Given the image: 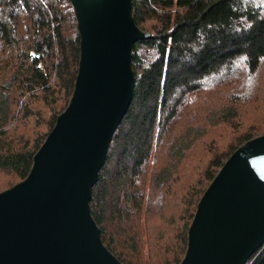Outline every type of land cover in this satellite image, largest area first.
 I'll return each mask as SVG.
<instances>
[{
    "label": "trees",
    "instance_id": "obj_1",
    "mask_svg": "<svg viewBox=\"0 0 264 264\" xmlns=\"http://www.w3.org/2000/svg\"><path fill=\"white\" fill-rule=\"evenodd\" d=\"M132 3L150 36L133 46V97L92 187L91 212L124 264L179 263L206 189L237 148L264 134V118L250 110L264 67V0ZM80 41L72 0H0V191L27 177L69 104ZM160 216L176 221L173 254L134 260L143 253L139 228ZM159 231L149 252L162 249ZM245 264H264V242Z\"/></svg>",
    "mask_w": 264,
    "mask_h": 264
},
{
    "label": "water",
    "instance_id": "obj_2",
    "mask_svg": "<svg viewBox=\"0 0 264 264\" xmlns=\"http://www.w3.org/2000/svg\"><path fill=\"white\" fill-rule=\"evenodd\" d=\"M81 36L71 100L27 177L0 191V264H124L90 206L113 134L133 97L132 0H72ZM264 242V134L226 160L201 197L186 254L171 264H245Z\"/></svg>",
    "mask_w": 264,
    "mask_h": 264
},
{
    "label": "rangeland",
    "instance_id": "obj_3",
    "mask_svg": "<svg viewBox=\"0 0 264 264\" xmlns=\"http://www.w3.org/2000/svg\"><path fill=\"white\" fill-rule=\"evenodd\" d=\"M25 20H23L24 22ZM259 76V84L260 87L258 91L260 92V97L257 95L255 98L254 102L251 103L250 105V110L254 112V118H258L257 120L261 121L264 118V67L260 72L257 74ZM256 76V77H257ZM227 86H221L218 88H215L220 94H222L224 91L229 93V88ZM182 111L188 109V111H193L194 105H183L182 106ZM256 121V120H255ZM170 219V220H169ZM163 218L160 216L157 220H153L149 223V226L146 227L145 225H142L139 228L138 236L137 239L138 241H142L140 244V248L143 253H141L138 256H131L134 260H141L142 262L144 261H156V255L158 253H162L164 256L173 254V249H175L176 244H174V241L169 239L170 234L173 235L175 234L174 230H172L173 226L175 225V222L173 219L169 218ZM158 233V240L160 244H162V249L160 246H156L153 248L154 253L151 251L149 252V249L147 247L148 243L153 239V236H150L153 234V232L159 230ZM155 236V235H154ZM175 236V235H174Z\"/></svg>",
    "mask_w": 264,
    "mask_h": 264
}]
</instances>
